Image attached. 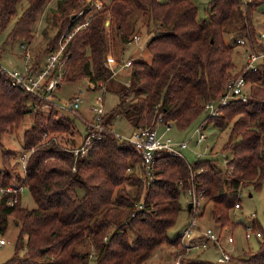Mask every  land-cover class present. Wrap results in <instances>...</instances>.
Masks as SVG:
<instances>
[{"label":"trees","instance_id":"1","mask_svg":"<svg viewBox=\"0 0 264 264\" xmlns=\"http://www.w3.org/2000/svg\"><path fill=\"white\" fill-rule=\"evenodd\" d=\"M19 1L0 0V32L16 17L6 38L24 39L20 46L25 48L40 12L51 0H26L18 12ZM263 2L211 0L208 18L201 20L193 0H109L101 7L85 0H58L53 17L58 29L45 53L54 50L63 35L73 33L66 44L64 81L86 77L90 89L101 87L99 81H115V73L105 64L107 52L120 46L122 54L142 27L149 34L145 48L151 61L133 57L128 80L118 82L114 90L107 88L118 101L105 111L106 129L84 155L73 150L86 137L76 124L77 116L13 85L0 68V137L27 117L33 119L23 132L24 149L29 151L24 173L13 158L16 153L0 147L4 164L0 186L26 185L35 202L31 208L22 205L21 191L0 195V233L11 216L19 225L15 254L2 264H87L92 252L94 264H145L161 244L179 245L182 234L171 238L168 231L183 207L182 192L193 185L203 195V210L212 203L217 223L237 224L230 211L241 203L242 187L264 185V58L257 70H245L243 65L236 71L234 44L243 38L249 50L264 53L261 29L255 24V12ZM233 21V29L239 31L234 44L225 37ZM39 59L32 62L39 66ZM238 76L248 82L247 100L231 99L219 115L205 116L220 128L231 125L223 146L231 152L226 167L220 168L213 157L190 162L157 151L155 180L148 182L143 166L141 173L138 170L141 150L116 136L114 118L125 116L134 130L160 124L186 129L205 112V104L219 99ZM139 203L145 208H138ZM253 230L261 236L258 247L245 256L231 254V259L264 264V229L257 218ZM85 243L91 248L82 249ZM21 248L24 256L18 254ZM182 264L210 261L186 256Z\"/></svg>","mask_w":264,"mask_h":264},{"label":"rangeland","instance_id":"2","mask_svg":"<svg viewBox=\"0 0 264 264\" xmlns=\"http://www.w3.org/2000/svg\"><path fill=\"white\" fill-rule=\"evenodd\" d=\"M90 3L95 4L97 7H101L104 1L109 0H85ZM165 1V0H160ZM198 6V18L203 20L208 18L207 7L211 0H193ZM27 5L26 0H20L17 6L18 12H20ZM58 6V0H51L45 6V8L40 12L38 19L33 26L32 33L33 37L30 41V44L22 48L20 43L24 41V39H8L6 38L7 32L11 28L16 17H13L7 29L3 32H0V63L5 67H17L22 68L24 64V59L31 56V60L33 58L39 57L40 63H43L47 58V53H45V49L47 46V42L49 38L55 35L58 26L54 21V11ZM235 21L229 23L227 25V30L225 33L226 40L229 43L234 44V39L239 36V31H235L232 25ZM109 24V21L106 22ZM255 24L262 28L264 31V2L261 3L256 12H255ZM261 29V30H262ZM142 33L140 34L139 39H134L128 48L122 53L119 54L120 46L113 47V49L107 52L108 55H115L118 58H129L130 56L134 57V59H143L147 61H151V54L145 48V43L149 38V34L145 27L141 28ZM6 38V39H5ZM10 40V41H9ZM20 40V41H19ZM248 44H234V62L236 64V71L241 69L245 63L246 53L249 50ZM256 50L260 51L258 48ZM106 54V55H107ZM2 66L0 65V68ZM130 74V66L119 67L115 73V81H109L108 83L105 81H99V83L103 84L102 88L98 89H90L89 88V80L88 78H79L77 80H66L64 81L60 87H58L54 91L53 100L59 105L66 104L70 101V99L79 94L81 97L80 107L77 112L72 110H67L71 116L75 117L76 124L82 134L86 132V120H90L95 116V112L92 109L94 106H99L102 103L105 105V109L109 110L112 108L116 102L118 101L117 94L112 90H107V88L113 89L116 87L117 83L120 81H127ZM106 88V89H103ZM105 92V93H104ZM207 115L206 112L202 113L198 120L194 121L192 125H190L186 129H179L175 125L172 127H168V125H158V133L163 134L165 136H171L177 140H188L189 146L183 149V154L190 161L193 162L198 158H209L213 157L217 162L218 166L222 169L226 167V161L229 156H231V152L223 149L224 144L229 139V135L231 132V125H227L224 128H220L216 126L213 122L206 121V127L204 128V132L206 137L201 141V143L196 144V126L199 124ZM33 119L27 117L26 121L21 124L20 127L14 129L13 131L5 132L0 137V147L3 146L7 150H12L16 153L13 157L15 160L19 161V171L21 173L24 172V162L28 158L29 151L24 149L23 145V132L24 129ZM113 128L117 133H121L123 135L129 136L132 134L134 128L129 120L123 115L116 116L113 120ZM195 135V136H194ZM81 136V135H80ZM79 136V138H80ZM81 142V138H80ZM200 153V155L198 154ZM22 154V155H21ZM4 164L1 160V149H0V167ZM138 170L140 169L142 163L138 164ZM144 169V168H143ZM141 173V170H139ZM21 204L27 206L29 208L35 207L34 199L25 185L21 190ZM252 194V195H250ZM241 197V208H233L230 211V217L237 224L231 228V233L235 239L234 243L228 242L225 238L222 239V244H224V249L230 251L231 254L243 255L245 256V252L255 249L258 247L259 240L261 236L256 233V231L252 228V236L247 237L246 231L248 225H253V220L258 219L263 226L264 229V185L260 189H255L253 186L248 185L242 187L240 191ZM189 199L188 192H182L181 201L183 207L179 213L178 219L176 223L169 229L168 235L171 238H175L179 231L185 229V225L191 222V217L188 209L187 203ZM212 203H206L205 209L203 210V206L201 210L202 214H198L197 216V225L194 229V234L198 233L199 236H202L205 240L207 237L205 236V231L211 227L217 233H220L221 236H225L226 234L222 231L221 225L217 223L211 215ZM201 212V211H200ZM19 234V225L16 223L13 216L9 217L8 225L5 232L2 233L5 239H7V244H0V263L5 262L7 259L11 258L16 251V241ZM220 243H213L209 241L208 247H202L199 249H193L189 252V257H196L195 253H200L199 258L202 260L210 261V264H241V262L234 258L226 262H217L218 249L214 246L222 247ZM82 249L88 250L91 248L90 244L85 243L81 245ZM175 247H172L168 243H163L158 246L150 257L146 260L145 264H171L170 261H167V255L170 251L174 252ZM20 256L25 255V249L21 248L18 251Z\"/></svg>","mask_w":264,"mask_h":264},{"label":"built area","instance_id":"3","mask_svg":"<svg viewBox=\"0 0 264 264\" xmlns=\"http://www.w3.org/2000/svg\"><path fill=\"white\" fill-rule=\"evenodd\" d=\"M87 23H83L85 25ZM81 26V25H80ZM78 26L76 29H78ZM73 33H69L67 35H63L59 41L58 46L50 51L47 54L46 60L39 66L35 65L32 61L29 62L31 58L30 55L25 59L22 68L17 67H5L1 63L3 72L7 74L10 78L13 85L22 87L31 94L35 95L39 99L44 101L53 102L54 105L59 106L63 110H72L77 112L80 107L81 97L79 94L73 96L70 101L66 104L59 105L53 100L54 91L64 82L65 73H66V60L68 58V54L66 53V44L68 40L72 37ZM260 36L262 40H264V31L260 30ZM135 39H139V35L134 36ZM239 44H246V41L243 38L238 39ZM264 58L263 52H256L254 50H248L245 57V70H257L259 68V64L262 62ZM31 60V59H30ZM133 59L129 58H118L115 55H107L105 59V64L109 66L114 73H116L117 68L119 67H127L132 65ZM102 87L103 84L99 83ZM247 88L248 82L244 78V76H238L232 78L224 91V94L221 95L219 99H214L208 101L205 104V112L206 116L214 117L219 115L221 112V108L224 105H227L231 99L234 98H242L243 100H247ZM95 112V116L88 120L86 123V137L84 143L73 149L76 155H84L89 147L91 146L94 139H99L102 137V133L105 131V126L103 124V116L105 113L104 104L102 103L99 106H94L92 108ZM206 119L204 118L199 124L196 126V133L194 136L196 137V144L201 143V141L206 137L204 128L206 127ZM170 127V126H168ZM116 136L123 140L128 141L134 144L142 153V165L144 168V176L147 178L148 182L155 180V153L157 151H167L173 155L184 156L183 149L189 146L188 140H177L172 138L171 136H165L163 134H159L156 128L152 129L149 127L136 129L132 132L131 135L126 136L123 134H119L114 130ZM200 155V153H198ZM186 158V157H185ZM203 168H199L197 171H202ZM193 178V174L191 179ZM23 186L15 187L13 185L8 186H0V195L8 192L17 193L22 190ZM190 195L191 205V222L186 226L184 232L182 233V237L178 246H176V251L174 253V257L172 260V264H182V260L184 257L189 255V252L193 249H199L202 247H208L209 241L213 243L220 242V233H217L213 228L209 227L205 231V236L207 240L194 242L193 235L194 229L197 225V216L201 211V207L204 203V198L201 192L199 193L193 185L187 191ZM16 201L10 199V202ZM241 203H236L235 208H239ZM138 208H145L143 203L138 204ZM246 231V236H252V228L253 225H248ZM228 229H222V231H227ZM226 239L230 242L234 240L233 235L228 233L226 234ZM7 240L0 233V244H4ZM94 252L90 255V260L87 264H94ZM231 259L230 251L224 249L222 247L221 254L218 256V262H226Z\"/></svg>","mask_w":264,"mask_h":264},{"label":"crops","instance_id":"4","mask_svg":"<svg viewBox=\"0 0 264 264\" xmlns=\"http://www.w3.org/2000/svg\"><path fill=\"white\" fill-rule=\"evenodd\" d=\"M260 29H262V28H260ZM263 30V29H262ZM131 58H133V57H131ZM245 64V63H244ZM61 86V85H60ZM59 86V87H60ZM100 88H102V87H100ZM103 89H105V88H103ZM104 108H105V105H104ZM105 111H106V109H105ZM91 120V119H90ZM88 120H86V122H87ZM161 125H163V124H161ZM168 126H170V127H172L173 125H171V124H168ZM156 129H158V126L156 127ZM134 131V130H133ZM82 134V133H81ZM81 138V137H80ZM24 162V167H23V169H24V172H25V165H26V161H23ZM23 172V173H24ZM141 172H142V170H141ZM250 195H252V194H250ZM190 202V195H189V199H188V203ZM188 203H187V209H188ZM209 203V202H208ZM207 203V204H208ZM242 207V205L239 207V208H241ZM238 209V208H237ZM188 211H189V213H190V215L192 214L191 213V209H188ZM203 213V211L201 210V212H200V214H202ZM186 226H187V224L185 225V228H186ZM221 228L223 229V227L221 226ZM224 229L226 230V229H228L227 231H223L225 234H228V233H230V234H232L231 233V228L229 227V226H224ZM184 232V229L183 230H181V231H179L178 232V234L177 235H179V234H182ZM2 235V234H1ZM221 235V234H220ZM233 235V234H232ZM3 236V235H2ZM4 237V236H3ZM226 239V235L225 236H221L220 237V244H222V239ZM234 238V237H233ZM7 240V239H6ZM205 239L202 237V236H199L198 235V233H195L194 235H193V241L194 242H199V241H204ZM227 240V239H226ZM228 241V240H227ZM228 242H230V241H228ZM235 242V239L232 241V242H230V243H234ZM5 244H7V241L4 243V244H1V245H5ZM172 247H175V249H174V252L173 251H170L169 252V254L167 255V261H170V263L172 264V260H173V257H174V253H175V251H176V246H173V245H171ZM217 249H218V255H217V259H218V256L221 254V250H222V247H225L224 246V244H222V247H220V246H217V245H214ZM195 255L196 256H198L199 257V255H200V253L198 252V253H195ZM216 259V260H217ZM8 260V259H7ZM217 262H218V260H217ZM0 264H2V263H0Z\"/></svg>","mask_w":264,"mask_h":264},{"label":"water","instance_id":"5","mask_svg":"<svg viewBox=\"0 0 264 264\" xmlns=\"http://www.w3.org/2000/svg\"><path fill=\"white\" fill-rule=\"evenodd\" d=\"M191 205H192V203L189 202V203H188V209H191Z\"/></svg>","mask_w":264,"mask_h":264}]
</instances>
